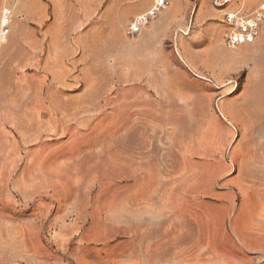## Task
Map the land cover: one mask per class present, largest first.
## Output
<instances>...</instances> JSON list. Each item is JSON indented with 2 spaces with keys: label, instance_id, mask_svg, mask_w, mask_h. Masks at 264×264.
<instances>
[{
  "label": "rangeland",
  "instance_id": "374dc122",
  "mask_svg": "<svg viewBox=\"0 0 264 264\" xmlns=\"http://www.w3.org/2000/svg\"><path fill=\"white\" fill-rule=\"evenodd\" d=\"M167 1L160 15L173 8L175 0ZM261 1L212 6L253 11ZM209 22L210 53L201 36L194 56L212 60V78L226 77L227 65L245 68L229 79L228 90L212 85V99L174 63L178 32L170 28L164 53L136 51L133 42L134 65L144 61L145 77L155 70L147 60H164L168 98L132 99L123 53L119 60L102 53L100 68L70 70L63 100L41 99L46 86L38 81L37 115L23 116L19 131L5 133L20 142L22 174L36 151L37 198L49 207L43 221L26 220L33 203L21 213L22 228L39 226L32 264H264V47L256 41L230 49L222 18ZM189 93L200 98H181ZM19 242L0 249L6 264L26 248Z\"/></svg>",
  "mask_w": 264,
  "mask_h": 264
},
{
  "label": "crops",
  "instance_id": "0c3cea01",
  "mask_svg": "<svg viewBox=\"0 0 264 264\" xmlns=\"http://www.w3.org/2000/svg\"><path fill=\"white\" fill-rule=\"evenodd\" d=\"M138 1L0 0V249L10 239L15 238L20 240L19 243L26 244V248H20L12 255L14 264L37 263L38 259L32 237H36L39 226L36 223L32 228H22V210L33 203L26 220L35 222L47 218L46 211H49L47 202L37 198L36 151L28 153L27 174L26 169L22 174L18 166L21 163L20 142L5 137L6 132L12 133L21 129L23 116L37 115V100L40 98L36 91L38 81L46 86L41 99L63 100L67 98L63 90L68 89L69 83H73L69 79L70 70L73 72L76 68H100L104 59L102 53H113L114 60H119L117 53H123L126 93L132 99L140 100L168 98L163 80L164 60H147V67L155 70L151 71L152 76L145 77L144 61L140 64L135 62L134 65L133 42H137L136 51H147L150 55L164 53L166 31L169 28L178 32L171 41V49L180 56L174 63L178 68L187 69L194 75L192 82L205 89V93L209 94L208 98L212 99L214 94L212 85L222 93L228 90L229 79L245 70L238 66L231 69L227 65L226 77L212 78V60L207 57L198 60L193 54L198 49L197 41L205 36V52L209 55L213 43L209 21L213 17L223 18L225 11L230 9L226 7L216 10L212 6L213 2L223 4L228 1L226 5L231 7L230 3L234 0H198L197 9H192V0H175L172 2L173 8L165 10L139 34L130 35L129 25L141 14L152 9L156 2L141 0V5L138 6ZM180 4L182 8H179ZM5 10H10L11 15L9 33L3 36L1 20ZM162 17H168V23L160 25ZM180 31L186 35L180 34ZM256 46L260 51L263 50L264 28ZM247 84L248 82L245 83L243 91H246ZM53 88L58 92L53 91ZM232 92H235L234 87ZM198 97L192 93L183 94L181 98L190 100ZM22 101H28V104L22 105ZM51 106L52 104L50 108ZM261 116L263 118L262 114ZM262 118L260 122L263 121ZM239 128L246 129V123L244 128ZM48 159L51 160V157H46L45 162ZM22 185H28V188ZM0 264H6L1 257Z\"/></svg>",
  "mask_w": 264,
  "mask_h": 264
},
{
  "label": "built area",
  "instance_id": "2783aa9c",
  "mask_svg": "<svg viewBox=\"0 0 264 264\" xmlns=\"http://www.w3.org/2000/svg\"><path fill=\"white\" fill-rule=\"evenodd\" d=\"M168 6L167 0H156L152 9L137 17L128 28L130 35L139 34L142 29L154 21ZM10 10H5L1 20V34L9 33ZM226 27L224 44L230 49H236L242 45L253 44L257 41L264 24V0L253 11L244 8L227 9L222 18Z\"/></svg>",
  "mask_w": 264,
  "mask_h": 264
}]
</instances>
